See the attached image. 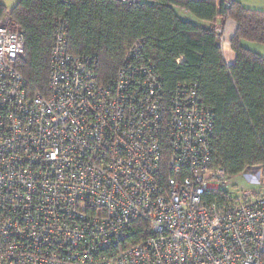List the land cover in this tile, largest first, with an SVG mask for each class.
<instances>
[{"label":"built area","instance_id":"1","mask_svg":"<svg viewBox=\"0 0 264 264\" xmlns=\"http://www.w3.org/2000/svg\"><path fill=\"white\" fill-rule=\"evenodd\" d=\"M54 26L48 92L30 95L24 36L0 17V264H263L264 170L246 175L258 192L207 199L227 178L197 83L167 97L143 39L100 82Z\"/></svg>","mask_w":264,"mask_h":264},{"label":"trees","instance_id":"2","mask_svg":"<svg viewBox=\"0 0 264 264\" xmlns=\"http://www.w3.org/2000/svg\"><path fill=\"white\" fill-rule=\"evenodd\" d=\"M175 8L204 23L182 19ZM5 14L24 36L25 50L16 68L28 94L48 92L58 17L66 23L69 52L90 55L100 82L113 77L125 50L143 39V52L154 64L165 95L179 83L196 82L202 103L212 110L211 166L222 169L227 179L248 167L264 170V58L241 44L264 46V11L236 0H18L10 9L0 1V17ZM227 20L236 24L229 40L236 55L231 65L224 61L216 33ZM165 146L167 157V140ZM226 195L216 190L206 197L220 200Z\"/></svg>","mask_w":264,"mask_h":264},{"label":"rangeland","instance_id":"3","mask_svg":"<svg viewBox=\"0 0 264 264\" xmlns=\"http://www.w3.org/2000/svg\"><path fill=\"white\" fill-rule=\"evenodd\" d=\"M6 8L10 9L13 7L18 0H0ZM242 3L248 9L252 10H260L264 11V0H236ZM225 37L226 35L223 34ZM258 170H262L261 166H254L246 168L242 173L233 176L230 179H226L225 185L221 186V188L225 191H229L233 193V195H237L240 193V188L253 190L254 192H258L262 186L256 185L250 182V180L246 177V175H253L258 172ZM264 264V263H263Z\"/></svg>","mask_w":264,"mask_h":264},{"label":"crops","instance_id":"4","mask_svg":"<svg viewBox=\"0 0 264 264\" xmlns=\"http://www.w3.org/2000/svg\"><path fill=\"white\" fill-rule=\"evenodd\" d=\"M245 7V6H244ZM175 12L176 14L181 17L182 19L185 20H189L195 24H202L204 22L196 19L195 17H193L191 14H189L187 11L180 9V8H175ZM217 25H220V20H217ZM220 27H222L223 29V34H225L226 36L224 37V42L222 44V46L220 47L222 50V55L224 58V61L227 65H231L234 61H235V52L232 50L229 40L232 37V35L235 32L236 29V24L234 21L232 20H227L223 25H221ZM242 46H244L245 48L254 51L256 53H258L260 56H262L264 58V46L257 44V43H253V42H247V41H242ZM264 263V261H263Z\"/></svg>","mask_w":264,"mask_h":264}]
</instances>
